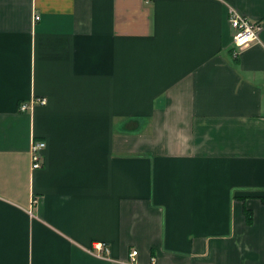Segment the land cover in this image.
Segmentation results:
<instances>
[{
  "label": "crops",
  "instance_id": "1",
  "mask_svg": "<svg viewBox=\"0 0 264 264\" xmlns=\"http://www.w3.org/2000/svg\"><path fill=\"white\" fill-rule=\"evenodd\" d=\"M261 196L264 0H0V264H264Z\"/></svg>",
  "mask_w": 264,
  "mask_h": 264
},
{
  "label": "built area",
  "instance_id": "2",
  "mask_svg": "<svg viewBox=\"0 0 264 264\" xmlns=\"http://www.w3.org/2000/svg\"><path fill=\"white\" fill-rule=\"evenodd\" d=\"M37 20L39 16L35 17ZM231 25L233 28L234 42L237 49H242L254 41L259 39V33L262 28V24L259 21L251 20L250 18L240 15L237 12H233L231 15ZM37 104L45 105L47 104L46 97H36L29 102H24L20 106L21 111L28 110L31 106ZM46 148V141L43 140H34L33 146L31 149V159H32V168L38 169L42 166L43 160V151ZM106 253H108L106 249ZM137 255V251H133L131 256L134 257Z\"/></svg>",
  "mask_w": 264,
  "mask_h": 264
},
{
  "label": "trees",
  "instance_id": "3",
  "mask_svg": "<svg viewBox=\"0 0 264 264\" xmlns=\"http://www.w3.org/2000/svg\"><path fill=\"white\" fill-rule=\"evenodd\" d=\"M262 199V201L264 202V196L260 197ZM246 217H247V221H252V212L251 210H246Z\"/></svg>",
  "mask_w": 264,
  "mask_h": 264
}]
</instances>
